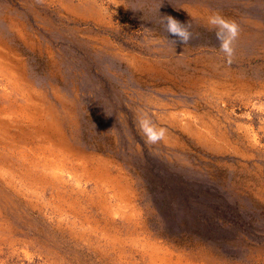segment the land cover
<instances>
[{"label":"rangeland","instance_id":"1","mask_svg":"<svg viewBox=\"0 0 264 264\" xmlns=\"http://www.w3.org/2000/svg\"><path fill=\"white\" fill-rule=\"evenodd\" d=\"M0 264H264V0H0Z\"/></svg>","mask_w":264,"mask_h":264},{"label":"clouds","instance_id":"2","mask_svg":"<svg viewBox=\"0 0 264 264\" xmlns=\"http://www.w3.org/2000/svg\"><path fill=\"white\" fill-rule=\"evenodd\" d=\"M161 26L168 35L175 37L171 42L175 45L182 44L186 45L192 38V33L189 30L190 24L182 23L172 16H162ZM209 26L215 30V35L220 44V51L224 53L227 62L230 64L232 62V56L234 54V42L239 36V25L232 20L220 15L219 13H214L208 17ZM141 127H143L145 120L141 119L139 121ZM163 137V130L160 131L159 135L152 134L148 137L149 142L155 143Z\"/></svg>","mask_w":264,"mask_h":264}]
</instances>
